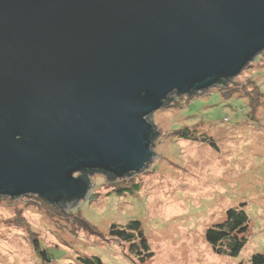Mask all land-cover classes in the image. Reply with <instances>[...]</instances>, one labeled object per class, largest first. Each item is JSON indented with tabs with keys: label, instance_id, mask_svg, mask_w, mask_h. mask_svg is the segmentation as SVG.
Listing matches in <instances>:
<instances>
[{
	"label": "water",
	"instance_id": "water-1",
	"mask_svg": "<svg viewBox=\"0 0 264 264\" xmlns=\"http://www.w3.org/2000/svg\"><path fill=\"white\" fill-rule=\"evenodd\" d=\"M262 51L264 0H0V197L64 212L89 194L75 174L139 173L167 98Z\"/></svg>",
	"mask_w": 264,
	"mask_h": 264
},
{
	"label": "rangeland",
	"instance_id": "rangeland-1",
	"mask_svg": "<svg viewBox=\"0 0 264 264\" xmlns=\"http://www.w3.org/2000/svg\"><path fill=\"white\" fill-rule=\"evenodd\" d=\"M231 79L154 111L159 135L150 164L115 181L89 175V194L72 208L63 212L32 195L0 197V264H81L79 257L103 264H250L264 253V51ZM185 127L194 140L175 137ZM241 204L249 216L246 246L235 258L218 256L206 232ZM131 221L140 222L149 257L108 233Z\"/></svg>",
	"mask_w": 264,
	"mask_h": 264
},
{
	"label": "trees",
	"instance_id": "trees-1",
	"mask_svg": "<svg viewBox=\"0 0 264 264\" xmlns=\"http://www.w3.org/2000/svg\"><path fill=\"white\" fill-rule=\"evenodd\" d=\"M231 78L227 77L224 80H221V82L216 83L214 87L217 85H223L226 86L230 82ZM213 87V89H214ZM219 87V86H218ZM196 95H202V93L193 92L190 95H182L184 98H194ZM178 98L182 97L179 95H176ZM183 98V97H182ZM181 98V99H182ZM180 101V99L172 100V98H167L163 105L165 107H171V105L177 104ZM151 144L156 140L158 137V133L155 131V128L151 127ZM189 128L185 127L183 130H179L174 132L175 137H179L182 140H194L193 138L195 134H189ZM193 132H195L193 130ZM210 145L212 148H214V145L212 142H210ZM94 173H99L103 176H106L109 180L114 181L117 180L115 176H112L111 174H103L100 171L93 170V171H87L82 172L78 176L83 177V179L90 183L89 175H92ZM131 174H128L124 176L121 179L128 178ZM134 185H132L133 187ZM130 190V188H129ZM137 190V188L135 189ZM118 192L121 194V192L118 190ZM30 197V196H29ZM38 199V197L34 198ZM41 200V198H40ZM42 201H44L42 199ZM48 204L52 202L45 201ZM76 203L78 201H75ZM244 205L241 204L239 207H234L233 209L228 210L225 213V219L222 221V223L213 225L211 228H208V231L206 232L205 239L207 240L208 244L210 245L213 252L218 256H228L230 258L237 257L242 251L243 248L246 246L247 239L246 234L249 230V216H247ZM111 237H113L117 241H121L123 243L129 244V249L131 252H134L135 255L139 257H149L148 254V245L146 243V239L144 237V233L141 231V224L138 221H131L127 226H117L112 225L109 232ZM32 246L35 248L37 252L41 255L42 259L44 261H50V259L47 256V253L40 248V242H38L37 239H33ZM143 257V259H144ZM78 261L81 264H103L100 260V258L96 257H86L82 258L79 257ZM250 264H264V253H258L253 255L250 260Z\"/></svg>",
	"mask_w": 264,
	"mask_h": 264
}]
</instances>
